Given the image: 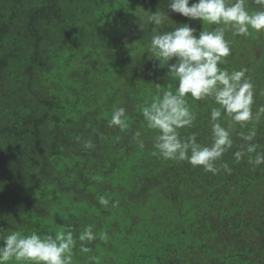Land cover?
Listing matches in <instances>:
<instances>
[{
    "label": "trees",
    "instance_id": "1",
    "mask_svg": "<svg viewBox=\"0 0 264 264\" xmlns=\"http://www.w3.org/2000/svg\"><path fill=\"white\" fill-rule=\"evenodd\" d=\"M247 6L258 8L254 0ZM156 10L167 12V0H0V235H27L28 223L49 219L78 235L88 223L97 238L85 242L91 253L82 254L77 243L73 264H88L89 256L99 264H264V191L257 189L264 164L252 170L246 158L235 162L242 143L235 134L223 157L231 174L152 155L155 133L139 108L175 86L152 59L153 29L216 27L170 12L156 26L147 22ZM226 39L231 54L221 67L247 68L255 111L264 105V33L227 31ZM210 104L196 102V121L181 135L195 132L198 142H210ZM114 106L126 109L127 130L108 126ZM136 131L143 150L130 143ZM87 139L94 149L83 148ZM256 142L264 145V118ZM71 192L81 214L53 217L50 206ZM100 195L119 205L101 206ZM249 199L253 216L246 214Z\"/></svg>",
    "mask_w": 264,
    "mask_h": 264
},
{
    "label": "clouds",
    "instance_id": "2",
    "mask_svg": "<svg viewBox=\"0 0 264 264\" xmlns=\"http://www.w3.org/2000/svg\"><path fill=\"white\" fill-rule=\"evenodd\" d=\"M258 8L250 10L248 0H167L168 11L149 12L147 22L162 25L169 18V12L179 14L190 21L215 25L211 30H197L189 23H183L170 31L158 32L153 29L149 51L152 59L158 61L157 68H166V75L175 82L174 90L169 85L145 101L139 112L145 127L155 133L152 138V155L164 161L187 162L200 167L206 173L217 175L221 171L232 173V168L223 161L225 153L234 147V134L241 144L232 153L235 162L245 158L255 170L264 164V145L256 142L257 125L264 118V105L256 103V89L247 75V68L229 71L221 65L231 54V41L226 32L233 36H248L252 32L264 33V0H254ZM142 29L143 26L139 25ZM260 95L264 96V90ZM189 99L211 100L215 105L210 109V142H198L197 133L181 135L180 130L191 128L196 121ZM108 126L120 130L129 127L126 109L114 106ZM247 128V132H237ZM75 140L81 142V137ZM140 150L145 148L141 131L133 133ZM84 149H94L91 139L82 142ZM258 149H260L258 151ZM98 203L107 207L119 205L118 200L100 195ZM2 231V227H0ZM92 225H86L76 234L72 225H65L55 234L30 235L11 230L0 235V264H73V250L79 242L82 254L91 253L85 242L96 239ZM101 239L107 240V233ZM88 264H99L98 257L89 256Z\"/></svg>",
    "mask_w": 264,
    "mask_h": 264
},
{
    "label": "rangeland",
    "instance_id": "3",
    "mask_svg": "<svg viewBox=\"0 0 264 264\" xmlns=\"http://www.w3.org/2000/svg\"><path fill=\"white\" fill-rule=\"evenodd\" d=\"M206 23V22H205ZM159 70L160 71H162V70H164V72H162V73H165V76H167L166 75V71H167V69L166 68H159ZM166 70V71H165ZM174 90V89H173ZM196 102L197 101H194V100H189V104H190V106H191V108H192V111L195 113V110H194V108H193V106L196 104ZM206 103L208 104V106L207 107H209L211 104L210 103H212V101L211 100H206ZM130 110H128V112H129ZM106 111H103L102 110V112H101V115H104V116H107L108 115V113L106 112ZM130 143H132L133 145V148L134 147H136V145H137V143L135 144V143H133V142H130ZM257 189H259L260 191L261 190H263L264 191V180H263V182L261 181V183H260V186H258V188ZM259 193V192H258ZM73 192H71V193H69V194H65L64 196H60L59 197V199L58 200H56L55 201V203H54V205L52 204V206H50V207H53L54 209H53V211L51 212V215L53 216V217H58V216H61V215H63V214H65L64 212L66 211V210H68V211H70L71 212V214H73V216H77V215H80L81 214V212H82V210L80 209V208H82L81 207V205H79V203L78 202H74V198H73ZM33 200H34V198H33ZM252 203V200H248V205H249V209L246 211V214H247V216L249 215V216H253L251 213H254V209H255V207H254V204L252 205L251 204ZM261 205H264V197H263V199H262V201H261V203H260ZM254 208V209H253ZM105 221H109L108 220V218H106L105 219ZM27 225H29L28 227H27V235H30L32 232H36V231H38V230H42V232H44V231H46L47 233L48 232H52L53 234H55V232L56 231H58V230H60V228H57L55 225H54V223L51 221V219H49V220H42V222L40 223V224H38V225H35V224H31V223H28ZM86 225H88V223L87 224H85V225H83L82 226V228L84 227V226H86ZM49 233V234H50ZM99 234V233H98ZM41 235L43 236V235H45V233L43 234V233H41ZM114 241H111V243H113ZM115 243V242H114ZM115 245V244H114ZM117 248L119 249V250H123L124 249V246L121 244V243H119V245L117 246ZM109 253V252H108ZM122 253H121V251H119V253H118V257H122ZM102 256H105V252L102 254ZM114 257H116V254L114 255ZM9 264H17V262L16 261H10L9 262Z\"/></svg>",
    "mask_w": 264,
    "mask_h": 264
}]
</instances>
